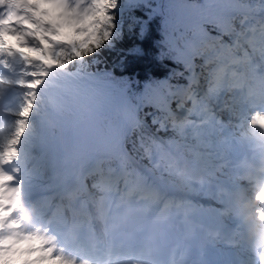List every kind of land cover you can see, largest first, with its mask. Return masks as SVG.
<instances>
[{"label": "trees", "instance_id": "obj_1", "mask_svg": "<svg viewBox=\"0 0 264 264\" xmlns=\"http://www.w3.org/2000/svg\"><path fill=\"white\" fill-rule=\"evenodd\" d=\"M208 1L101 0L97 3L95 14L87 19L89 26L86 31L77 33L71 28L64 29L69 48L59 56L58 62L72 72L81 73L86 70L96 74L108 83L116 95L121 91L124 97L131 96L148 82L165 95L172 96L173 86L169 85L168 89L162 88L159 79L169 77L176 81L181 78L182 66L172 58L174 44H180L182 37H190L192 29L184 23L171 22L169 17L189 12L188 2L202 6ZM240 1L252 9L264 10V0ZM117 3L119 4L117 9L113 10L112 6ZM156 5L157 8L154 9ZM235 23L241 30H246L240 17ZM205 29L215 32V28L210 26H206ZM149 32L150 41L145 46L146 55L143 59L133 61L129 56L131 46L135 44L137 48L141 47L137 39ZM253 36L258 41L262 38L259 33H254ZM226 38L227 36H224V39ZM202 51L206 52L204 48ZM201 61L202 59L198 60V63H202ZM208 75V71L204 70L202 74L204 79ZM145 117L150 120L148 116ZM92 119L103 134H109L117 124L118 115L114 107L103 108L84 121L90 123ZM154 124L153 130L145 126L135 127L127 139L128 149L142 162L152 166L155 150H165L163 141L172 138L185 142L186 150L192 157L204 159L203 154L195 148L205 143L204 136L192 129L191 125L185 127L177 122L171 125L159 124L156 121ZM0 241H7L6 247L10 249L7 252V264H26L24 251L15 247L14 242L9 240L4 232H0ZM4 255V252L0 251V257ZM0 264H5L3 259H0Z\"/></svg>", "mask_w": 264, "mask_h": 264}, {"label": "rangeland", "instance_id": "obj_2", "mask_svg": "<svg viewBox=\"0 0 264 264\" xmlns=\"http://www.w3.org/2000/svg\"><path fill=\"white\" fill-rule=\"evenodd\" d=\"M157 1V0H156ZM118 3L114 6H112V9L115 10L118 7ZM234 5L238 6L239 3L235 2ZM156 7V6H155ZM197 18V16H195ZM194 17V18H195ZM264 21V19H263ZM51 27L48 29V33L44 34V37H40L39 40L36 41V45H25V47L21 48V53L23 55L29 56L30 59H32L31 62H29L27 59L23 63L24 66L21 69H18L17 71H13V69H9V72L6 74V77H9V85L11 89L14 90V92L18 95L19 100L16 104H13V109L11 113L12 120L10 123H8V131L5 132L3 135V138L0 137V156L3 154V149L6 148L7 143L9 140H14L13 145L10 146V150L12 154H19L21 153V146L24 145L27 148L26 152H23V157H25V162L29 165H32L33 167H36L38 170H44V168H48L53 164L52 160L50 158L57 153L55 150H48L47 147H43L44 142L49 140L50 137L46 136V134L42 133L41 129L50 128L51 126H57L60 129V134L65 133V128L68 126V122L62 117L60 114V110L65 108L61 106H56L52 103V101L45 96V98H39V99H30L32 93L30 88L26 86H20L19 85V76L24 71L29 70L31 68V71H42L41 67L47 68V75L45 76L48 80L47 83H53L54 79L56 78L55 74L50 72V68L46 65L45 61L50 60V58L56 57V55L62 51L66 50V46L62 44L60 41L61 39V32L58 28V25L55 21L50 20ZM41 34V32H39ZM250 46H248V49ZM245 52L251 51V50H243ZM253 54V52H252ZM179 56L182 57V54L179 53ZM258 61L259 66L262 68V60L261 58L255 56H251V62ZM252 71H255L253 69ZM83 76L90 77V80L97 82V79L94 75L85 74ZM99 83V82H98ZM4 84V83H3ZM101 86H105L103 82L99 83ZM171 84V81L169 78H165L161 80V85ZM103 89H100L98 92H100ZM223 91L220 90V93ZM97 92V93H98ZM72 93H74L75 101L74 105L76 106L77 110L79 111V116L75 114V116L81 120L83 117L91 116L95 114L98 110H100L102 107L108 106L110 107L112 103L108 105L110 102L112 96L108 91L102 92V95H98L96 92L87 93L84 92L82 89L72 90ZM143 97V104H148L149 100L151 98H161L160 94L157 90L150 87L148 84H145L139 93L136 95V97ZM212 100V99H211ZM189 100H186V103H188ZM214 102V101H213ZM224 103H226L220 111H222L223 116L222 119H224V115H226L228 103H230L229 100L225 99ZM12 102L10 103V105ZM123 109L126 111V113L129 112L131 108V104L133 105V102L131 103V100H126L122 102ZM220 106V105H219ZM27 110V111H26ZM181 112V111H180ZM51 113V114H49ZM130 113V112H129ZM49 114V115H48ZM241 116V109H238V106H235V103H231L229 108V115L227 118V123L231 125L230 129H235L237 131H246L250 129L251 127H247L246 123L240 121ZM246 116V115H245ZM253 118L252 114H248L246 116V120ZM30 121L34 124L33 131L29 133L28 131H25L23 129L24 123L26 121ZM95 121L97 122V118L95 117ZM214 123V122H213ZM219 125H222V123H219ZM93 123H90L85 127L84 129H80L79 127L75 128L74 131H72L69 136L75 137L77 139H84L89 140V138H92L93 136L100 135L98 131H101L97 128L95 131L93 130ZM260 128V127H259ZM25 138L29 139V143H25ZM212 143H210V147L207 148V151L211 153V157L207 165L210 167H213L210 171L205 172L206 177L210 176L209 174H212L215 177H223L225 178V165L222 163H218V155H221V152L223 151L224 145L226 143V135L223 134L222 130L219 129H212ZM22 143V144H21ZM16 156L12 157V162L14 164H19L21 162L20 160H16ZM27 156V157H26ZM220 157V156H219ZM91 159H95L96 157H90ZM30 160V162L28 161ZM220 160V159H219ZM221 160L223 161V152L221 156ZM54 161V160H53ZM49 162V163H48ZM23 163V162H22ZM56 163V162H55ZM13 169V167H12ZM54 171H52L51 174H48L47 178L53 176ZM17 174L22 179V187H30L31 184L29 183V178L27 174L23 171L19 172L17 169ZM0 184H3L0 179ZM8 189V188H7ZM205 200L212 201L214 203L218 202L220 203L223 201L221 197H217L214 200H211L209 197H202ZM16 201V199H15ZM22 234L20 238L18 239L19 243H23L27 248H32L33 250L29 253H26L27 256V263L28 264H57L55 262H51L48 258H43L44 252L42 249H38V244L32 240L29 241L27 238L30 236V233L28 231L20 232ZM26 240V242H25ZM34 244V245H33ZM21 247L24 246L22 245ZM25 250V249H24Z\"/></svg>", "mask_w": 264, "mask_h": 264}, {"label": "bare ground", "instance_id": "obj_3", "mask_svg": "<svg viewBox=\"0 0 264 264\" xmlns=\"http://www.w3.org/2000/svg\"><path fill=\"white\" fill-rule=\"evenodd\" d=\"M14 51L17 55L21 54L19 53V46L14 45L13 46ZM32 60V59H30ZM51 68L53 70L56 71L57 76H56V80L54 81L53 85L46 88V91L48 93V95L50 96V99L52 101V103L56 106H63L65 109L71 111L72 113H75L76 115L79 116V111L77 110V108H75L76 106L74 105V101H75V95L74 93H72L71 90H77V89H82L88 93H94L96 91H98L101 86H99L96 82L90 80V78L86 77V76H75L72 75L71 73L59 69L55 66H51ZM51 114V113H49ZM48 114V115H49ZM258 116H264V114H259ZM245 118V112H242L240 120ZM122 124L124 126V133L127 131V129L130 128L132 121L130 119H128L127 116L123 117L122 119ZM247 126L249 127H254L256 128L257 126H255L251 121H247ZM75 126H71V124H69L68 126H66L65 131L67 133L72 132L74 130ZM124 133H121V139L124 136ZM72 141L71 139H67L66 144H70ZM84 154V152H83ZM84 156V155H82ZM81 161V158L78 157H74L72 161L70 162H66L70 165L67 166V168H63L61 170H59V172L57 173V180L59 182L63 181L66 177V175L68 176H73V181L75 184V178L79 176V172L81 170V166H77V164ZM57 182V181H56ZM63 188V187H62ZM189 202L187 201L186 204H184V206L188 205ZM184 206L182 208H184ZM179 208V206H178ZM254 212V211H253ZM182 213H179L178 215H181ZM169 235V228L164 225L163 227V236H167ZM237 249V248H235ZM67 260H69V258L67 257H63Z\"/></svg>", "mask_w": 264, "mask_h": 264}, {"label": "snow or ice", "instance_id": "obj_4", "mask_svg": "<svg viewBox=\"0 0 264 264\" xmlns=\"http://www.w3.org/2000/svg\"><path fill=\"white\" fill-rule=\"evenodd\" d=\"M111 38V36L109 35V39ZM150 41V32L148 34H142L138 39H137V43L141 46L139 48L136 47L135 44H133L129 50V56L131 57V59L133 61L136 60H140L143 59L144 56L146 55V48L145 46L148 45ZM131 67V65L129 66ZM215 80H216V86H217V90L219 88H221L223 86V82H224V76H225V72L223 68L218 69L215 73ZM33 86H35V82L33 83ZM27 111V110H26ZM253 124L255 126H258L260 128H264V116H257L253 119ZM126 168H130V166L126 165ZM126 176L130 177L131 180L130 181H126L125 187L127 189V195L129 198L132 197V195L138 190V189H143L146 188V183L142 177V175L136 171L135 168H131V170H127L126 171ZM5 180H10V178L8 177H4ZM131 183L132 187H128V184ZM256 198L261 201V203H264V191L262 192H258L256 194ZM258 220H260L261 222H264V211L259 212L258 216H257ZM3 216L0 215V221H2ZM27 239L29 241L32 240H37V241H42L45 240V237H39V236H34V235H30L27 237ZM7 241H0V251L4 252V257H0V259H3L5 264H7V252L10 251V249H8L6 247ZM33 249L32 248H27L25 249L26 252H31ZM43 258H51L50 256H48L47 254L43 257ZM57 264H71L70 260H67L63 257H57L56 258ZM27 264V262H26ZM224 264H229V262H224Z\"/></svg>", "mask_w": 264, "mask_h": 264}]
</instances>
